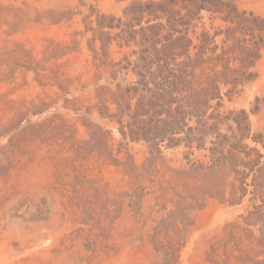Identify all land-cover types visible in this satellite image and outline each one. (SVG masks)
I'll list each match as a JSON object with an SVG mask.
<instances>
[{"label": "rangeland", "instance_id": "1", "mask_svg": "<svg viewBox=\"0 0 264 264\" xmlns=\"http://www.w3.org/2000/svg\"><path fill=\"white\" fill-rule=\"evenodd\" d=\"M0 264H264V0H0Z\"/></svg>", "mask_w": 264, "mask_h": 264}]
</instances>
